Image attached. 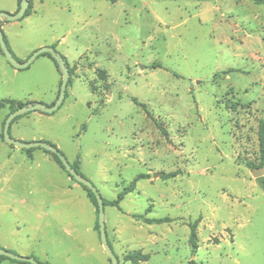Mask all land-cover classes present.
<instances>
[{
  "label": "rangeland",
  "instance_id": "374dc122",
  "mask_svg": "<svg viewBox=\"0 0 264 264\" xmlns=\"http://www.w3.org/2000/svg\"><path fill=\"white\" fill-rule=\"evenodd\" d=\"M31 1L29 16L1 20L10 49L25 62L55 48L72 83L56 112H28L10 134L57 146L108 201L138 175L149 176L120 209L105 207L119 264H131L124 257L135 252L150 256L142 264H264V188L246 166L259 158L264 119V6ZM18 4L0 0V11L16 14ZM62 78L48 55L18 70L0 49V100L51 106ZM10 114L0 110V245L41 263L112 264L87 190L50 154L36 149L30 160L7 144L1 135Z\"/></svg>",
  "mask_w": 264,
  "mask_h": 264
},
{
  "label": "water",
  "instance_id": "95a60500",
  "mask_svg": "<svg viewBox=\"0 0 264 264\" xmlns=\"http://www.w3.org/2000/svg\"><path fill=\"white\" fill-rule=\"evenodd\" d=\"M29 3H30L29 0H21L20 9L16 14H10V13H6V12H2V11L0 12V49L3 52L7 61L14 68H16L18 70L27 69L28 67H30V65L34 62V60L38 56L48 53L52 56V58H54L56 60L58 68H59L60 72L62 73L63 78H62V83L60 86V94H59L58 99L54 105L48 106V105H45L43 103H35L33 106L27 105L25 107H22V108L18 109L17 111L11 113L8 116V118L5 121L4 130H3L4 141L7 144L13 145V146L18 147L20 149H31V148L40 147V148H43L47 151H50V152L58 155L59 158L61 159L64 167L68 171V173L75 180H77L79 183L83 184L84 186H86L87 188L92 190V192L95 194V196L97 198L98 206H99L98 222H99V226H100L101 243H102L107 255L109 256L111 263L112 264H119V260H118L117 256L115 255L111 245L109 244V240H108V235H107V230H106V215H105L104 198L100 194L98 189L94 186V184L90 180L85 178L84 176L80 175L72 167V165L69 163L67 158L62 153H60L59 149L54 147L53 145L48 144L46 142H40V141L39 142H33V143L23 142V141L16 140V139L12 138V136L10 134L11 124H12L13 120L18 116L24 115V114L31 112V111H41V112L46 113V114H53L54 112H56L60 108V106L63 104V102L66 98V91H67V87H68L69 79H70V70H69V67L67 65V61L65 60L64 56H62L59 52H57L56 49L53 47H43V48L39 49L25 62L18 61L14 57L12 51L9 49L8 44H7L5 37H4L3 30L1 28V20L7 19L8 21H17V20L22 19L25 15L27 9L29 8ZM251 172L255 178H261L264 175V168L256 169V170H253ZM1 255L6 256L12 260L29 262L31 264H43V263L35 260L32 257L19 256V255L15 254L13 252H10L6 249H0V256Z\"/></svg>",
  "mask_w": 264,
  "mask_h": 264
},
{
  "label": "trees",
  "instance_id": "16d2710c",
  "mask_svg": "<svg viewBox=\"0 0 264 264\" xmlns=\"http://www.w3.org/2000/svg\"><path fill=\"white\" fill-rule=\"evenodd\" d=\"M253 2H255L256 4L258 5H262L264 6V0H252ZM29 8L27 9L25 15L23 18L27 17L30 15L31 13V10H32V7H33V3L31 0H29ZM19 9H20V6H21V0H19ZM1 12V11H0ZM4 33V32H3ZM4 37H5V40L8 44V47L10 49V46H9V43H8V40L6 38V35L4 33ZM11 50V49H10ZM12 51V50H11ZM14 55V54H13ZM43 55H48L53 61L54 63L56 64L57 68H58V65H57V62L54 58H52V56L48 53L46 54H43ZM14 57L20 61V62H23L21 61L20 59H18L15 55ZM65 60H66V57H64ZM67 61V60H66ZM67 65H68V62H67ZM59 70V68H58ZM60 72V70H59ZM61 73V72H60ZM61 83L62 81L60 82V86H61ZM72 83L71 80H69V85ZM59 94H60V90H59ZM66 97H67V91H66ZM136 103L137 100H134ZM35 104L36 102H29V103H24L22 101H16V100H13V99H1L0 100V110H3L7 107L10 108L11 110V113L17 111L18 109L22 108V107H25L27 106L28 104ZM55 103H53L52 105H54ZM51 105V106H52ZM143 107H145V105H142ZM30 113V112H29ZM28 114V113H26ZM23 115L21 116H18L16 117L12 123H14L16 120H18L20 117H22ZM11 130V128H10ZM1 137L4 139V133L1 135ZM48 144H51V143H48ZM258 144H259V158L257 160V162H253V161H247L246 162V166L251 169L252 171L253 170H256V169H260V168H264V119L260 120L259 121V128H258ZM53 145V144H51ZM54 147L57 148V146L53 145ZM36 149H41L43 150L45 153H48L50 154L54 161L63 169L65 170L67 173L68 171L66 170V168L64 167L61 159L59 158L58 155L50 152V151H47L43 148H31V149H24L26 155L28 156V158L30 160H33V153ZM60 151V150H59ZM60 153H62L60 151ZM63 154V153H62ZM72 167L81 175L80 171H79V162H76L74 165H72ZM69 174V173H68ZM177 175V172H174L172 174H168L167 177L169 176H176ZM69 176L71 178H73L70 174ZM83 176V175H82ZM149 176L146 175V174H141V175H138L136 177V179L130 183L128 186H126L123 191L121 193H119L118 195V198L116 200H113V201H108L106 199H104V203H105V207L106 206H114V207H117L120 209V203L124 200V198L126 197V195H128L129 193H132L135 191L136 189V184L137 182L140 180V179H145V178H148ZM259 182L260 184L262 185V187L264 188V177L262 178H259ZM81 186H83L86 190H87V193H88V197L90 199V201L93 203V205L97 208V221H96V230L99 232L100 234V226H99V222H98V215H99V206H98V201H97V198L95 196V194L92 192V190H90L89 188H87L86 186H84L83 184L79 183ZM138 217V216H137ZM140 217V216H139ZM142 218V217H140ZM144 221L145 223L147 224H162V223H167V222H171L172 220L170 218H160V219H151V218H144ZM198 224H199V220H197L196 222L194 223H191L190 224V229H191V233H190V238H189V243L191 245V248H192V252L193 254H196L197 252V249L199 248V245H198V234H197V228H198ZM110 244V242H109ZM111 245V244H110ZM0 249H4L1 245H0ZM32 258H34L35 260L39 261L38 259H36L35 257L31 256ZM125 260L127 262H130L131 264H142L143 262H147L149 259H150V256L147 255V254H143L142 252H135V253H129L127 254L125 257ZM4 259H8L10 261H12L13 263H16V264H31L29 262H23V261H17V260H12L6 256H3L1 255L0 256V261L1 260H4ZM40 262V261H39ZM43 264H49V263H43ZM189 264H198V262L196 260H191L189 262Z\"/></svg>",
  "mask_w": 264,
  "mask_h": 264
},
{
  "label": "crops",
  "instance_id": "0c3cea01",
  "mask_svg": "<svg viewBox=\"0 0 264 264\" xmlns=\"http://www.w3.org/2000/svg\"><path fill=\"white\" fill-rule=\"evenodd\" d=\"M4 249H5V247H3ZM6 249H7V247H6Z\"/></svg>",
  "mask_w": 264,
  "mask_h": 264
}]
</instances>
